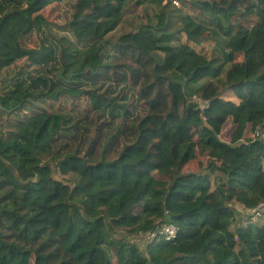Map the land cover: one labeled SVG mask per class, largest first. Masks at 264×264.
<instances>
[{
	"label": "trees",
	"instance_id": "trees-1",
	"mask_svg": "<svg viewBox=\"0 0 264 264\" xmlns=\"http://www.w3.org/2000/svg\"><path fill=\"white\" fill-rule=\"evenodd\" d=\"M62 1L0 0V264H264V0H73L28 47ZM133 3L156 17L112 37ZM59 94L88 109L36 111Z\"/></svg>",
	"mask_w": 264,
	"mask_h": 264
},
{
	"label": "rangeland",
	"instance_id": "rangeland-1",
	"mask_svg": "<svg viewBox=\"0 0 264 264\" xmlns=\"http://www.w3.org/2000/svg\"><path fill=\"white\" fill-rule=\"evenodd\" d=\"M160 10V9H159ZM158 11V7L157 6H136L135 3L131 4L129 6V8L127 9V11L125 12L124 18L120 24V26L118 27V29L111 34L112 37L114 38H118L123 34L129 33V32H134L136 30L139 29V27L147 24V22H149L150 18H154L156 17V15H154L156 12ZM72 14V7H70L68 4H60V3H56L52 6H49L48 8H46L45 10H43L41 13L38 14V16H41L43 18L42 23H40V25H42L44 28L41 32L42 35H37L35 33H33L28 41V47L30 48H36V46H38L37 44L41 41V37L44 38L47 34V32L51 31L52 33L61 36V37H68L70 36V31L66 28V26L68 25V23L72 20H70V15ZM114 15V14H112ZM37 15L33 16V19H36ZM34 25L36 26V20H34ZM162 22L159 21L158 22V26H161ZM68 30V31H67ZM49 34V33H48ZM41 36V37H40ZM185 38H182L180 42L182 43H169L168 47H183V42H185ZM210 42H206L203 43L202 45H200L199 47H194L193 49L199 52H210L212 49V46L210 45ZM193 49H191L192 51H194ZM209 50V51H206ZM243 62V56L241 57L240 55L236 56V62L235 63H242ZM67 97V96H66ZM66 97H63L59 94L58 97L56 98L58 101H47L45 103H38L39 101L34 100L33 104L36 107V111L41 112V111H48V112H61V111H68L69 107H72V103H74V107L77 110H80L81 113L83 112L84 109H88L87 107V100H85V98L83 97H78L75 99H65ZM60 98V99H59ZM30 103V102H28ZM79 103H82L81 105H79ZM200 106L203 107V100L199 102ZM33 108V107H28L25 106V108L23 109V112L21 114H28L29 110ZM84 114V113H83ZM70 116H72V114H70ZM229 122V121H228ZM228 122L226 123V126L222 128L220 135L222 138L221 140L227 143H230L231 145L232 143V139L234 137L233 133V129H227L230 125L228 124ZM83 123V121H82ZM227 129V130H226ZM95 129H92V137L95 136ZM88 132H84L85 135H87ZM82 134V131H77V133H75V136L73 137H67L64 138L66 140H64L61 143V148H64V150L66 149H70V148H76L77 147V142H75L76 139L80 138ZM223 134V135H222ZM86 137V136H85ZM67 142V144H66ZM240 142V141H239ZM242 142V141H241ZM68 145V146H67ZM56 148V147H55ZM57 149V148H56ZM208 158L207 153H201L199 152V154L197 155L196 160H193L192 162H190V166L189 168L191 170H197L198 166L201 162L205 161V159ZM58 175V174H57ZM58 178H62L60 175L57 176ZM245 216V214H243ZM242 223H239V228L241 227ZM141 239V238H140ZM137 239V240H140ZM145 238L141 239V241H139L140 243L144 240ZM148 239V236H147ZM146 240L143 241L142 243L145 244ZM114 263L116 264L117 261L115 260Z\"/></svg>",
	"mask_w": 264,
	"mask_h": 264
},
{
	"label": "built area",
	"instance_id": "built-area-1",
	"mask_svg": "<svg viewBox=\"0 0 264 264\" xmlns=\"http://www.w3.org/2000/svg\"><path fill=\"white\" fill-rule=\"evenodd\" d=\"M167 0H165L166 3ZM179 5L178 3H176ZM254 140H261L264 141V128L261 130L255 132L254 134ZM246 215L248 217V221L246 223H243V229H245L248 226V223H264V203L261 204L259 207L253 210H249L246 212ZM178 234V230L173 226H163L162 228H159L157 232L152 233L148 236L149 241H156L158 237L164 238L167 241H171L174 238H176Z\"/></svg>",
	"mask_w": 264,
	"mask_h": 264
},
{
	"label": "crops",
	"instance_id": "crops-1",
	"mask_svg": "<svg viewBox=\"0 0 264 264\" xmlns=\"http://www.w3.org/2000/svg\"><path fill=\"white\" fill-rule=\"evenodd\" d=\"M57 3H60V4H68L70 7H72V14L70 15V20H72L74 17H75V15H76V1H73V0H67V1H62V2H57ZM54 4H56V3H53V4H50V5H48V6H46L43 10H45L46 8H48L49 6H52V5H54ZM42 10V11H43ZM41 11V12H42ZM68 31V30H67ZM175 47H177V46H175ZM206 51H209V50H206ZM204 53H206V52H204ZM223 76H225V74H223ZM227 95V96H226ZM225 96V98L226 99H229V100H233L234 102H239V100H238V98L237 97H231L230 95H228V94H226ZM229 122H228V124L230 125L227 129H233V119L231 118V119H229L228 120ZM226 129V130H227Z\"/></svg>",
	"mask_w": 264,
	"mask_h": 264
},
{
	"label": "water",
	"instance_id": "water-1",
	"mask_svg": "<svg viewBox=\"0 0 264 264\" xmlns=\"http://www.w3.org/2000/svg\"><path fill=\"white\" fill-rule=\"evenodd\" d=\"M0 108H3V107L0 105Z\"/></svg>",
	"mask_w": 264,
	"mask_h": 264
},
{
	"label": "clouds",
	"instance_id": "clouds-1",
	"mask_svg": "<svg viewBox=\"0 0 264 264\" xmlns=\"http://www.w3.org/2000/svg\"><path fill=\"white\" fill-rule=\"evenodd\" d=\"M260 223H262V222H260ZM264 224V223H263Z\"/></svg>",
	"mask_w": 264,
	"mask_h": 264
}]
</instances>
